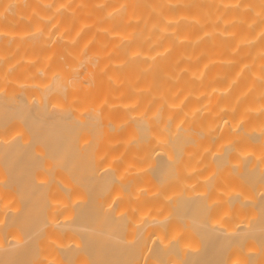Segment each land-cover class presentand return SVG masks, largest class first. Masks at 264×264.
<instances>
[{
	"label": "bare ground",
	"instance_id": "1",
	"mask_svg": "<svg viewBox=\"0 0 264 264\" xmlns=\"http://www.w3.org/2000/svg\"><path fill=\"white\" fill-rule=\"evenodd\" d=\"M0 264H264V0H0Z\"/></svg>",
	"mask_w": 264,
	"mask_h": 264
}]
</instances>
